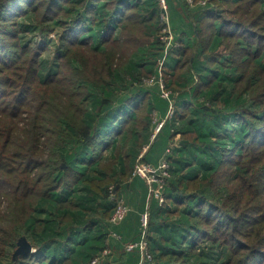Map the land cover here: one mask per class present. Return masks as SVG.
I'll list each match as a JSON object with an SVG mask.
<instances>
[{
    "label": "trees",
    "instance_id": "1",
    "mask_svg": "<svg viewBox=\"0 0 264 264\" xmlns=\"http://www.w3.org/2000/svg\"><path fill=\"white\" fill-rule=\"evenodd\" d=\"M182 5L194 38L165 58L168 101L143 83L162 57L158 0H0V264H91L104 249L114 264L113 242L129 253L145 209L140 237L125 242L109 222L118 200L130 212L116 186L139 177L132 149L148 155L163 139L168 177L163 201L148 205L144 264H264V0ZM49 42L53 65L42 59ZM153 112L165 122L151 140ZM21 237L31 252L13 259Z\"/></svg>",
    "mask_w": 264,
    "mask_h": 264
},
{
    "label": "rangeland",
    "instance_id": "2",
    "mask_svg": "<svg viewBox=\"0 0 264 264\" xmlns=\"http://www.w3.org/2000/svg\"><path fill=\"white\" fill-rule=\"evenodd\" d=\"M147 1V0H146ZM182 1V2H181ZM171 2L173 3L172 6L174 7L176 13L174 15L173 11L170 10V13L168 12L169 16L171 17L170 19L173 21L170 22V27L172 28V25L174 27V30L175 32L173 31L172 32V29L170 30V36L167 34V33H163L162 30L159 32L158 36H159V40H161L160 38H166L165 36L169 37L170 40H168V42H164V41H160L161 42V45H162V52H161V56L160 58H158L156 60V69H157V73H158V76L157 78H160L161 80H163V84L165 85L166 83V79H165V72H166V67H165V58L168 56H171L172 58L174 59H177L179 57V53L181 52V49L183 46H186L187 43H189L188 41H192L193 38H194V35H193V27H192V22H191V19L187 18V14L185 13L184 9H183V5L182 4H186L184 3L183 0H171ZM145 3V2H144ZM188 7V6H187ZM212 7H215V4H211V8ZM20 24H21V27H22V39L23 41L25 42H30L32 45H33V40H35L34 38L36 37V32L33 28V24L31 21H29V19H20ZM23 24V25H22ZM177 30V31H176ZM183 31H185L186 33H184ZM118 33V31H117ZM135 37L136 39H138V43L139 45H143V44H146L147 41L145 40L146 38L144 37L143 34H141V32H137V34H135ZM46 46H47V50L44 52L45 54H43V64H44V60H49L50 61V65H53L55 59H56V50H55V46H54V42H49V43H45ZM132 49L127 47L126 49H124L123 51H120L121 52V58L123 60H125L128 55L131 53ZM157 52H158V49H157ZM90 58L93 60L94 58L92 56H90ZM117 63V62H116ZM127 67V66H126ZM209 68H213V67H209ZM128 72H133V67L129 69ZM140 72V68L137 67L135 69V75L137 73ZM126 74H123L121 73V76L116 79L113 84L117 87L119 86V84L122 83L123 81V78L125 79V76ZM155 75H152L150 77H143V78H151V77H154ZM154 79V78H153ZM126 80L129 81V83L133 84V86H135V84H138V82L136 81H131L130 78H127L126 77ZM147 80V79H145ZM117 81V82H116ZM144 83V82H143ZM112 84V85H113ZM145 84V83H144ZM147 85V84H146ZM155 84L153 85H147V86H154ZM159 90L161 91V87H160V84H159ZM167 91L172 95V92L167 89ZM119 96L122 95L121 93L118 94ZM172 101V99H171ZM142 112L139 113V117L141 118V121H142ZM149 119H150V123H151V126H150V129H149V133L150 135L152 136L153 134H155L156 132V126L158 125L157 123V120H158V115L153 112L151 113L149 116ZM140 124V125H138ZM231 124L234 125L235 122L231 121ZM144 125L140 123H137V125H135V131L137 133H141V129H143ZM180 139H179V136H176V138L174 139L172 145H170L171 147H174V146H177L178 143H179ZM151 144V143H150ZM123 147H124V143L120 144L119 145V153L116 154V152L114 151L113 153V157L115 158L116 155H119V156H122V150H123ZM176 148V147H175ZM231 149V148H230ZM145 152L143 151L141 154H144ZM124 154V153H123ZM108 154L105 153V158L102 160L103 162H107L109 160H111L113 157H110L108 158ZM109 159V160H107ZM111 164L112 161L110 162V164H108V169L111 168ZM118 170L119 168L117 167V173H118ZM91 175V173H90ZM93 177V176H91ZM99 178L97 176H95L94 180H93V184L91 185V188L97 193L98 191H96L94 189V187L96 189H99V190H102L103 189V186H96L95 183H98L99 181ZM95 185V186H94ZM99 185V184H98ZM7 205L8 203L5 201V200H2L1 203H0V209L1 210H6L7 208ZM24 229H20V234L22 233L24 236ZM17 248V246H16ZM9 259L10 257L8 256V258H4L5 262L4 264H9Z\"/></svg>",
    "mask_w": 264,
    "mask_h": 264
},
{
    "label": "built area",
    "instance_id": "3",
    "mask_svg": "<svg viewBox=\"0 0 264 264\" xmlns=\"http://www.w3.org/2000/svg\"><path fill=\"white\" fill-rule=\"evenodd\" d=\"M184 3H186L189 7H195V6H206L207 0H183ZM159 8H160V22L163 25L162 32L167 33L170 36V18L168 14V6L165 0H158ZM166 38H160L164 42H168L169 37L165 36ZM154 78V79H153ZM144 83L147 85H153L158 83L161 87V97L165 100H170V93L165 91L163 80L160 78H157L156 76L148 78L147 80H144ZM173 104H170L169 112L167 114V118L171 119L173 117ZM165 121H158V125L156 126V132L151 136V140H153L154 136L161 130L163 124ZM170 148H172L170 146ZM168 153V150H167ZM143 154H140L137 158V161L134 165L133 175L139 176L142 179H144L148 185V200L150 201L152 198L159 199L160 201H163V197L161 196V190L164 186L165 179L168 177V163L165 161V159H162L157 165H153L147 162H143L141 160ZM113 199V197H112ZM148 201V202H149ZM148 204L145 208L144 213L141 215L140 223L142 226V237L140 242L138 243H129L126 245V251L130 253V251L138 249L140 255V262L138 264H144L145 260H150V254H149V248H148V242L146 240V230L149 222V211H148ZM129 212L128 207L123 203L122 200H118L115 206V209L112 214V218H110L109 222L113 226H117L120 223L124 221L127 214ZM112 237L114 239H119V237L116 236V234L111 233ZM110 250L104 249L98 254L92 261L91 264H103V260L109 255Z\"/></svg>",
    "mask_w": 264,
    "mask_h": 264
},
{
    "label": "crops",
    "instance_id": "4",
    "mask_svg": "<svg viewBox=\"0 0 264 264\" xmlns=\"http://www.w3.org/2000/svg\"><path fill=\"white\" fill-rule=\"evenodd\" d=\"M169 2L171 3L170 10H172L175 15L176 11L172 6L173 3L171 2V0H169ZM168 144L169 143L167 140H161L158 146L154 147L153 150L150 149L148 155H146V153L149 149V146L144 145L142 147L137 144L138 148L132 149V152L134 154L137 152V157L143 151L146 152V158L149 159L150 162L152 161L153 163H156L155 165H157L164 158V150H166L165 148H168ZM144 183L145 182L141 177H135V179L129 178L127 182H124L122 185L118 184L116 186V189L120 190V193L123 195L126 204L130 208V212L128 213L125 220L115 229L122 236L125 242L134 241L137 240L138 237H140L139 217L141 212H143L147 204L149 205L150 202L148 200L147 188L145 187ZM119 247L120 246L116 242H113L112 248L114 251V264H135V257L136 255H138L137 252L135 251L130 254L125 253Z\"/></svg>",
    "mask_w": 264,
    "mask_h": 264
},
{
    "label": "water",
    "instance_id": "5",
    "mask_svg": "<svg viewBox=\"0 0 264 264\" xmlns=\"http://www.w3.org/2000/svg\"><path fill=\"white\" fill-rule=\"evenodd\" d=\"M165 156H166V154H165ZM165 156H164V158H165ZM31 248H32L31 245L26 241V239L24 237H21L17 242V248L13 254V259H16L20 255H25L28 252H31Z\"/></svg>",
    "mask_w": 264,
    "mask_h": 264
}]
</instances>
